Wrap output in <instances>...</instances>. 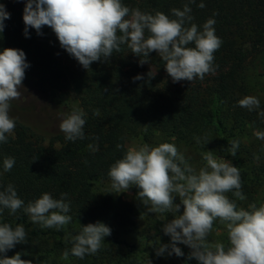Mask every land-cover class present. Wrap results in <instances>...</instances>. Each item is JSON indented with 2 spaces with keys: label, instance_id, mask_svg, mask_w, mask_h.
Here are the masks:
<instances>
[{
  "label": "trees",
  "instance_id": "trees-1",
  "mask_svg": "<svg viewBox=\"0 0 264 264\" xmlns=\"http://www.w3.org/2000/svg\"><path fill=\"white\" fill-rule=\"evenodd\" d=\"M26 0H0L10 18L4 21L0 34V51L4 48L21 49L30 65L25 71L57 92L75 96L85 115L84 139L69 141L59 129L62 114L71 113L60 101H55L46 90L38 88L54 105L44 104L38 112L28 107L15 117L16 127L7 142H0V191L12 184L25 206L43 193L60 199L61 193L70 205L67 213L71 222L64 228H42L33 223L23 208L11 214L4 209L0 223L13 227L23 225L27 243L17 244L6 254L21 253V259L32 264H199L189 259L190 250L177 243L184 253L158 257L154 245L171 244V237L163 232V225L174 218L173 213H148L142 203L126 201L111 188L110 166L127 151L129 139L140 138L143 144L158 146L173 143L192 151L193 160L202 153L213 151L217 158L226 159L239 167L242 192L240 201L231 192L230 199L238 208L257 202L264 188V140L255 136L264 131V0H195L189 4L192 23L201 30L203 24L214 19L215 34L222 40L214 53V73L192 82L174 83L168 76L164 61L156 52L149 54V63L142 66L127 45L114 52L107 60L93 62L85 69L63 48L51 28L44 26L42 35L29 28L24 35L23 11ZM203 2L204 8L198 7ZM131 9L155 14L160 11L171 17L173 8L183 10L188 0H122ZM147 35V33H146ZM194 47V45H189ZM155 74L149 77V72ZM137 75L141 80H133ZM256 96L260 109L249 111L238 105L245 96ZM98 110L99 115L95 112ZM52 120V121H51ZM37 124L40 126L37 127ZM42 127V128H40ZM7 135V134H6ZM195 137H200V143ZM232 140H239L236 156L229 148ZM96 147V151L88 145ZM123 145L117 148L116 145ZM183 154V153H182ZM13 157L15 164L3 171V160ZM191 161L189 158H185ZM204 162V161H203ZM189 163V162H188ZM205 164V162H204ZM179 204V197L175 198ZM183 214V206L176 215ZM102 222L117 231L104 238V248L95 255L79 259L69 255L62 260L64 250L72 247L71 238L79 234L74 222ZM144 223V224H143ZM151 227L130 242L120 237L121 230ZM154 229V230H152ZM224 230L214 222L213 230ZM224 232V233H225ZM227 240V234H224Z\"/></svg>",
  "mask_w": 264,
  "mask_h": 264
},
{
  "label": "clouds",
  "instance_id": "clouds-1",
  "mask_svg": "<svg viewBox=\"0 0 264 264\" xmlns=\"http://www.w3.org/2000/svg\"><path fill=\"white\" fill-rule=\"evenodd\" d=\"M191 3L195 0H188L183 10L173 8L170 17L160 11L151 14L131 9L122 0H26L24 35L28 37L29 28L35 29L38 35L43 34L44 26L51 28L61 48L85 69L93 62L107 61L114 52L121 51L122 45L143 57L139 60L141 66L149 63L150 53L156 52L174 83L192 82L215 72L214 53L222 40L215 34L214 19L209 18L202 30L192 23ZM198 7L204 8L205 4L201 2ZM9 18L10 13L0 3V34L5 28L4 21ZM29 66L23 50L4 48L0 51V142L6 143L7 136L16 127L15 118L9 113L12 102L21 97L20 88ZM155 74L150 71L147 75L151 78ZM141 79V75L133 78L134 81ZM238 105L253 111L260 109V100L248 95L240 99ZM95 114L99 115L98 110ZM85 115L78 110L62 114L59 129L66 140L74 142L85 138ZM258 115L264 118V110ZM255 136L264 140V131H257ZM194 139L200 143V137ZM230 143L229 152L235 157L240 141ZM88 147L97 150L92 144ZM201 155L205 164L197 171L173 143L129 147L124 156L110 166L111 188L121 193L135 186L137 198L148 213L174 214V218L163 225L171 244H161L158 239V246H153L158 257L165 253L183 256L176 246L181 243L192 249L189 259L195 258L199 264H264V202L259 206L251 203L247 210L238 208L236 201L227 195L231 192L240 201L246 199L238 167L217 158L213 151ZM14 164L13 157L4 158L3 171H10ZM66 196L67 193H61L60 199H54L50 193H43L25 206L14 186L8 184L0 191V214L4 209L15 214L23 208L33 223L60 230L72 220L67 214L70 205L65 202ZM176 197L179 204L174 202ZM181 205L183 214L176 215ZM217 220L226 229L227 243L208 241ZM110 235L111 228L102 222L81 226L79 234L71 238V249L64 250L61 259L68 260L70 253L79 259L95 255L104 238ZM21 243H27L23 225L13 227L0 223V254H6ZM0 264H32V261L21 259V253L17 252L11 257H0Z\"/></svg>",
  "mask_w": 264,
  "mask_h": 264
},
{
  "label": "rangeland",
  "instance_id": "rangeland-1",
  "mask_svg": "<svg viewBox=\"0 0 264 264\" xmlns=\"http://www.w3.org/2000/svg\"><path fill=\"white\" fill-rule=\"evenodd\" d=\"M260 70L261 72L264 71V68L261 67V65H260ZM38 88H42L46 90V92L44 93L48 94V96L52 97L55 101H60L64 109L71 110V111H74V110L82 111L80 102L75 96L69 93L57 92L51 89L50 87H48L46 84L42 83L39 79L32 77L25 71V79L23 80L22 87L20 88L21 97L19 100L12 102L10 113L14 115L15 117H22L21 116L22 110L26 109L28 107L27 105L29 104L35 107L34 109L35 112H38L40 108H43L45 103H47L48 106L54 105L55 102L50 100V98L48 100L46 96L39 91ZM36 125L37 127L40 126V124H37V123ZM142 144L143 142L140 138H133V139L131 138L127 142V147L129 148V147H134V146H138ZM181 153H183L185 158H189L191 160V161L188 160L187 162H189L190 165H192L195 169H197V171L199 170L200 167L204 166V162L200 158L196 160L191 159L193 155L192 151L186 148H182ZM233 165L236 166L235 164ZM137 192H138V189L135 186H133L130 189H128L126 192H121L119 194L126 201L133 202V203H141L137 198ZM258 194L259 195L257 198V202L259 203L264 202V188L260 189ZM87 224L88 223L76 221L74 222V227L77 228L76 230H81V226H84ZM145 226L146 225H142L141 227H139V229H135V230L133 229L132 231H130L129 229L121 230L119 235L121 238L127 239L130 242L136 241L138 239V234L148 232V230L152 228V226L147 227L148 230H146ZM109 227L111 228V234L113 233V231L114 232L117 231L116 227L114 226L112 227L109 226ZM224 232L225 231L222 229L213 230L212 233L208 236V241L209 242L223 241L227 243V240L224 236L226 232L225 233ZM184 246H186V248L192 251V249H190L187 245H184ZM102 247L104 248L105 246H103L102 244Z\"/></svg>",
  "mask_w": 264,
  "mask_h": 264
}]
</instances>
